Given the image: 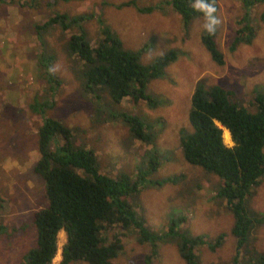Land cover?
Here are the masks:
<instances>
[{
  "label": "rangeland",
  "instance_id": "1",
  "mask_svg": "<svg viewBox=\"0 0 264 264\" xmlns=\"http://www.w3.org/2000/svg\"><path fill=\"white\" fill-rule=\"evenodd\" d=\"M126 1L129 0H0V56L10 50L17 61L0 62V95L11 91L10 99H0V264L21 263L23 255L35 245L33 214L47 204L44 181L34 171L39 158L37 129L42 119L29 108L34 97L36 101H40L38 97L42 101L51 99L49 105H38V109L45 117L71 128L75 147L94 150L102 173L112 177L124 173L133 180L138 173L146 175L143 186L130 196V201L136 214L155 231L167 232L174 219L179 232L188 237L202 235L213 241L225 233L223 243L215 250L207 244L196 247V264H230L236 253V238L231 233L234 217L226 200L218 195L221 178L188 163L179 137L181 131H192L188 112L198 82L206 87L217 84L230 88L239 104L255 109L251 102L254 89L264 86V1L249 9L254 31L251 41L238 42L235 47L233 40L246 9L242 0L217 1V16L222 24L217 29L216 43L224 56L223 64L212 60L201 42V17L184 27L168 0H135L138 7L153 6L150 12H140L133 5L119 6ZM56 13L86 18L68 30L60 24L36 28ZM80 25L92 45L99 40V26L110 27L125 48H141L143 64L152 62L160 51L163 55L176 53V60L164 67V75L148 83L146 91L154 98L151 105L145 100L134 103L128 97L115 103L106 88L97 89L95 95L84 89L85 63L71 54L67 45L69 35ZM40 52L52 57L51 65L62 64L51 98L48 83L38 68ZM15 90L18 98L14 97ZM123 113L146 122L151 143L132 133ZM222 137L227 146L234 144L225 128ZM174 177L175 182H163ZM247 206L251 212L264 214V177L251 188ZM102 235L106 242L113 238L122 242L114 264H147L152 246L139 243L133 228L115 225ZM64 242L65 234L61 232L52 264H59ZM247 245L246 251L264 252V225L253 228ZM155 250L153 264H186L178 238L164 236ZM240 256L247 258L243 251Z\"/></svg>",
  "mask_w": 264,
  "mask_h": 264
},
{
  "label": "trees",
  "instance_id": "2",
  "mask_svg": "<svg viewBox=\"0 0 264 264\" xmlns=\"http://www.w3.org/2000/svg\"><path fill=\"white\" fill-rule=\"evenodd\" d=\"M263 1L242 0L246 10L233 47L238 42L251 41L254 31L249 20V9ZM168 2L180 15L184 27L192 19L201 17L191 8L192 0ZM126 5H133L140 12H150L154 8L138 7L135 0L119 4ZM85 18V15L68 17L65 13H56L36 28L60 24L63 30H68ZM76 32L69 35L67 45L70 53L76 54L85 63L83 75L87 92L95 95L97 89L106 88L115 103H120L126 97L134 103L145 100L151 105L154 102L152 95L146 91L148 83L164 75V67L176 60L174 51L143 64L140 61L141 48H125L110 27L99 26L100 37L95 45L86 40L81 25ZM201 42L212 60L217 64L224 63V56L216 43V34L208 36L203 33ZM47 57L43 52L39 53L38 67L41 77L48 83V98H51L50 94L55 92L54 85L59 83V79L48 73L52 57ZM36 99L29 105L31 111L42 118L37 129L39 158L34 171L44 181L47 204L33 214L35 245L23 255L20 264H52L61 232L65 234V242L61 246L59 264L73 261L114 264L113 259L122 250V242L119 238L106 242L102 232L115 225L126 230L133 228L139 243L152 246L146 257L147 264H153L156 244L164 236H170L172 240L178 238L179 250L186 264L197 263L196 247L207 244L211 250H215L223 243L225 233L218 234L213 241H207L202 235L188 237L179 232L174 219L170 220L165 233H159L147 225L145 219L136 214L130 201V196L143 186L146 175L138 173L133 180L124 173L116 177L102 173L94 150L75 147L71 128L57 119L45 117L43 111L38 109V105H49L51 99L42 101V97H38L41 103ZM251 102L254 110L239 104L232 89L217 84L206 87L198 82L188 112L192 131H181L179 137L183 156L188 163L201 166L221 178L218 195L226 200L234 217L231 233L236 238V253L230 264H264V252L259 253L254 249L246 251L253 228L264 225V214L251 212L247 206L251 188L264 177V86L254 89ZM122 117L138 139L151 143L146 122L127 113H123ZM223 127L230 133L234 143L232 146H227L223 141ZM157 166L158 163L153 164L154 169ZM167 181L175 182L176 177L163 180ZM242 251L247 258H240Z\"/></svg>",
  "mask_w": 264,
  "mask_h": 264
},
{
  "label": "clouds",
  "instance_id": "3",
  "mask_svg": "<svg viewBox=\"0 0 264 264\" xmlns=\"http://www.w3.org/2000/svg\"><path fill=\"white\" fill-rule=\"evenodd\" d=\"M190 6L194 12L199 13L201 16L202 22L199 24V30L206 33L208 36H214L217 29L222 24V19L217 16L218 9L216 6V0H192ZM161 55H163V53L160 51L159 56ZM61 70L62 64L59 62L54 63L47 68L50 75H56L58 72H61Z\"/></svg>",
  "mask_w": 264,
  "mask_h": 264
},
{
  "label": "crops",
  "instance_id": "4",
  "mask_svg": "<svg viewBox=\"0 0 264 264\" xmlns=\"http://www.w3.org/2000/svg\"><path fill=\"white\" fill-rule=\"evenodd\" d=\"M11 4V3H10ZM36 59V58H35ZM2 60H5L7 63H17V61H14L13 60V57H12V52L10 51V50H8V53L7 54H5V56L3 55V56H0V62H2ZM36 63V62H35ZM2 64V66H3V64L4 63H1ZM39 68V67H38ZM0 69H1V65H0ZM10 76L12 75V73H10L9 74ZM37 77H38V75H37ZM31 79H32V75H31ZM16 91V95H14V97L15 98H18V91L17 90H15ZM0 92H1V90H0ZM36 91H34V93H35ZM4 98H8V99H10V96H11V91L10 90H7V95L6 94H3L2 95ZM1 95H0V99H2L3 97H2ZM36 97H34V98H32V100L33 99H35ZM31 100V101H32Z\"/></svg>",
  "mask_w": 264,
  "mask_h": 264
},
{
  "label": "bare ground",
  "instance_id": "5",
  "mask_svg": "<svg viewBox=\"0 0 264 264\" xmlns=\"http://www.w3.org/2000/svg\"><path fill=\"white\" fill-rule=\"evenodd\" d=\"M226 129V128H225ZM223 130H224V127H223ZM227 131H228V129H227ZM223 133V132H222ZM230 134V133H229ZM227 135V134H226ZM226 139H228V136L227 137H225ZM64 233V232H63ZM60 234V233H59Z\"/></svg>",
  "mask_w": 264,
  "mask_h": 264
}]
</instances>
